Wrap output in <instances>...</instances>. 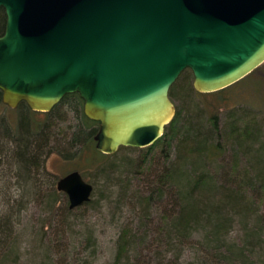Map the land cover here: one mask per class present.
<instances>
[{"label":"water","instance_id":"95a60500","mask_svg":"<svg viewBox=\"0 0 264 264\" xmlns=\"http://www.w3.org/2000/svg\"><path fill=\"white\" fill-rule=\"evenodd\" d=\"M0 9L1 103L47 112L76 93L102 154L162 135L183 70L209 93L264 62V0H0ZM55 189L73 209L92 185L71 170Z\"/></svg>","mask_w":264,"mask_h":264},{"label":"trees","instance_id":"16d2710c","mask_svg":"<svg viewBox=\"0 0 264 264\" xmlns=\"http://www.w3.org/2000/svg\"><path fill=\"white\" fill-rule=\"evenodd\" d=\"M3 25L4 15L0 9V34L3 31ZM183 74L192 75L189 69L183 70L179 75ZM229 86L214 92L200 93L190 84L187 88L183 87V95L193 93L205 97L216 94L218 100L223 101L225 97L222 93ZM58 103L65 106L66 112L72 115L74 121L67 136L63 134V139L59 143L52 131V120L57 117L52 113ZM58 103L47 112H38L30 110L21 101L15 107L17 113L13 124L0 114V171L2 172L0 174V264L5 261L14 246L21 213L39 194L37 193L39 185L36 184L37 180L34 176H38L39 172L43 174V163L49 154H57L64 160H70L79 156L82 151H88L90 158L87 161L95 164L100 160H107L118 150L135 149V147L119 146L111 154L99 153L94 149L92 140L97 122L83 115L82 101L78 95L65 94ZM201 108L207 115L205 126L198 124L197 117L191 113L190 108L185 110V113L190 116L187 118L181 114L178 106L174 107V115L164 126L162 135L151 145L140 148L141 158L136 166L141 170H148L151 164L146 152L155 146L160 152L167 151L171 139L176 135L179 136L174 145V154L162 153L163 161L156 173L152 175L153 181L147 188L148 193L142 197L141 201L145 208L153 205L156 206L155 208H160L159 223L156 227L157 242L164 246L163 254H161L163 264H254L251 258L260 246V242L263 241L258 231L250 230L247 235V237H257V243L254 245L246 241L244 244L227 240L233 218L236 216L249 218L255 212L254 201L244 198L243 195L245 189L255 187L244 181L243 176H248V171L245 169L244 174L240 173L236 167V157H233L232 165L230 164L222 175L223 183L218 184V181H214L209 169L200 172L189 171V169L190 165L209 163L218 157L222 158L230 144L238 147L249 142V135L255 128L252 123L244 119L237 121L232 119V116L226 124L225 137L220 140L219 138L223 136L218 117L221 107H217L215 103L206 102ZM37 114H44V119L37 120ZM205 127L206 129L203 130ZM263 164L264 161L262 166ZM183 171L184 176L180 173ZM230 171L234 175L229 174ZM256 176L264 193V180H262L264 178L262 174ZM230 184L235 188H228L227 185ZM9 190L12 192L9 193ZM213 190H217L218 194H215ZM3 192H5L4 195H2ZM45 194L51 197V202H48L51 207L59 194L53 181L48 182ZM161 194L166 197L164 204L156 200ZM89 200L82 205L87 204ZM62 210L64 213L71 212L66 203ZM197 232L200 235L195 238ZM136 239L139 238L133 231L127 227L122 228L117 235L113 259L109 264H138L137 258H133V262L130 257ZM187 244L199 245L198 250L202 253L200 260L190 263L180 261L182 251L179 247L184 249V245ZM172 251L176 253L171 257Z\"/></svg>","mask_w":264,"mask_h":264},{"label":"rangeland","instance_id":"374dc122","mask_svg":"<svg viewBox=\"0 0 264 264\" xmlns=\"http://www.w3.org/2000/svg\"><path fill=\"white\" fill-rule=\"evenodd\" d=\"M192 80V75H179L168 91L170 101L174 107L181 109L183 116L190 118L185 113L190 108L191 113L197 117L198 124L205 126L207 115L201 107L206 102L215 103L217 107H221L218 117L223 136L220 140L224 139L226 124L232 116L237 121L244 119L252 123L255 128L249 135V142L238 147L230 144L222 158L190 165L192 169L189 171L209 169L214 181L220 184L223 183L222 175L229 168L233 157H236V167L240 173L244 174L245 169L248 171V176H243L244 181L255 187H248L243 195L254 201L255 212L249 218L234 217L227 240L244 244L246 241L254 245L257 237L247 235L250 230L258 231L263 241L251 260L254 264H264V193L256 176L262 174L264 178V64L229 86L222 93L225 97L223 101L218 100L216 94L205 97L193 93L183 95V87L192 85ZM16 113V108L0 104V114L12 124ZM52 114L57 116L52 120V131L59 143L63 134L67 136L74 121L63 104L58 103ZM36 119L43 120L44 114H37ZM205 129L206 127L203 130ZM177 138L178 135L171 139L167 151L160 152L155 146L146 152L151 164L148 170H141L136 166L141 158L140 148L118 150L107 160H100L95 164L87 161L90 158L88 151H82L79 156L70 160H64L57 154H49L43 163V174L39 172L38 176H34L38 181L36 184L39 185V194L21 213L14 246L1 264H109L113 259L117 235L125 227L139 238L135 240L134 249L130 252L133 262V258H137L138 264H163L161 254L164 246L157 242L156 227L160 208H155V205L145 208L141 200L148 193L147 188L153 181L152 175L163 161L162 153L173 155ZM71 170H77L92 185V191L87 204L64 213L62 209L67 204L65 195L59 192L50 207L48 202H51V197L45 193L48 182L53 181L55 185L57 178ZM184 171L180 173L183 175ZM229 174L234 175L231 171ZM232 178L234 180V176ZM227 187L235 188L232 184ZM213 191L218 194L217 190ZM4 194L5 192L2 193ZM156 200L164 204L166 197L161 194ZM199 235L197 232L195 238ZM198 247L197 244L184 245V249L179 247L182 251L180 261L190 263L200 260L202 253ZM175 253L176 251H172L171 257Z\"/></svg>","mask_w":264,"mask_h":264}]
</instances>
